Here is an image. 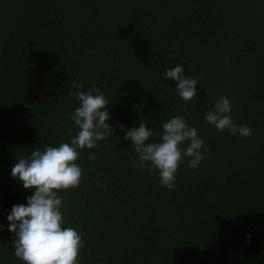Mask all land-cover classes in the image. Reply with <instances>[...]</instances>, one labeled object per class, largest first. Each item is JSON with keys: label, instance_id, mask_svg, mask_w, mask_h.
I'll return each instance as SVG.
<instances>
[{"label": "trees", "instance_id": "trees-1", "mask_svg": "<svg viewBox=\"0 0 264 264\" xmlns=\"http://www.w3.org/2000/svg\"><path fill=\"white\" fill-rule=\"evenodd\" d=\"M175 64L198 81L189 102L162 76ZM73 80L104 93L114 128L80 151L79 186L60 192L81 264H264V0H0V264H23L5 214L31 194L10 168L75 134ZM221 95L249 137L203 120ZM174 115L207 151L169 190L132 166L118 125L157 131Z\"/></svg>", "mask_w": 264, "mask_h": 264}, {"label": "clouds", "instance_id": "clouds-1", "mask_svg": "<svg viewBox=\"0 0 264 264\" xmlns=\"http://www.w3.org/2000/svg\"><path fill=\"white\" fill-rule=\"evenodd\" d=\"M162 76L176 82L174 94L184 102L197 97L198 81L186 75L183 65L165 68ZM81 88L82 84L73 80L68 93L77 103L70 114L75 134L66 142L42 149L34 147L26 156L17 157L10 168L11 177L31 193L25 197L26 203L12 205L5 214L7 230L12 234V254L23 264H81L78 252L84 241L77 229L66 226L60 192L79 186L80 151L98 148V142L108 139L114 130L104 93L96 85L85 91ZM231 103L227 95L216 97L212 107L204 112L203 120L217 131L227 130L247 138L252 129L233 122ZM118 128L136 154L132 166L142 172L155 170L159 185L169 190L175 187L178 166L187 159V166L197 169L207 151L196 127L181 115L160 122L157 131L141 120L130 128L124 124ZM88 159L95 160V153L89 152ZM3 227L0 225V229ZM249 241L250 234H246L245 242Z\"/></svg>", "mask_w": 264, "mask_h": 264}]
</instances>
